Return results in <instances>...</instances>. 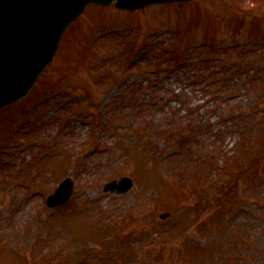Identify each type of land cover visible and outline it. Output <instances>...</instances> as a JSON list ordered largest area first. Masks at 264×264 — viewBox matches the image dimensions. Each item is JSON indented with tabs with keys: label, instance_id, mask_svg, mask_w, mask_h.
Masks as SVG:
<instances>
[{
	"label": "rangeland",
	"instance_id": "obj_1",
	"mask_svg": "<svg viewBox=\"0 0 264 264\" xmlns=\"http://www.w3.org/2000/svg\"><path fill=\"white\" fill-rule=\"evenodd\" d=\"M175 27L182 39L166 41ZM218 45L227 55L209 60ZM133 85L131 102L115 98ZM243 108L263 121L247 134ZM180 116L195 125L185 142ZM225 126L234 158L222 165L209 138ZM68 175L73 196L49 206ZM124 175L127 191L104 188ZM0 264H264V0L95 6L77 19L34 88L0 111Z\"/></svg>",
	"mask_w": 264,
	"mask_h": 264
},
{
	"label": "water",
	"instance_id": "obj_2",
	"mask_svg": "<svg viewBox=\"0 0 264 264\" xmlns=\"http://www.w3.org/2000/svg\"><path fill=\"white\" fill-rule=\"evenodd\" d=\"M113 0H0V106L24 95L53 59L66 29L90 2ZM160 0H117L136 8ZM67 180L51 199L71 192Z\"/></svg>",
	"mask_w": 264,
	"mask_h": 264
},
{
	"label": "trees",
	"instance_id": "obj_3",
	"mask_svg": "<svg viewBox=\"0 0 264 264\" xmlns=\"http://www.w3.org/2000/svg\"><path fill=\"white\" fill-rule=\"evenodd\" d=\"M214 108V107H213Z\"/></svg>",
	"mask_w": 264,
	"mask_h": 264
}]
</instances>
